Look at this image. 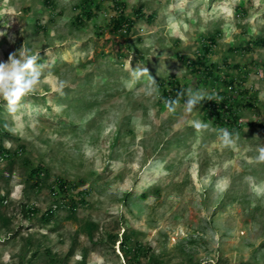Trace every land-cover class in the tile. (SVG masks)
Instances as JSON below:
<instances>
[{"label":"rangeland","instance_id":"1","mask_svg":"<svg viewBox=\"0 0 264 264\" xmlns=\"http://www.w3.org/2000/svg\"><path fill=\"white\" fill-rule=\"evenodd\" d=\"M122 1L133 28L115 33L107 0L82 20L85 0H0V61L27 48L44 65L15 111L0 99V264H264V0ZM174 78L214 94L223 122L201 103L185 113L184 96L169 113L160 83Z\"/></svg>","mask_w":264,"mask_h":264},{"label":"clouds","instance_id":"2","mask_svg":"<svg viewBox=\"0 0 264 264\" xmlns=\"http://www.w3.org/2000/svg\"><path fill=\"white\" fill-rule=\"evenodd\" d=\"M39 58V52L30 54L29 49L20 48L17 52L10 54L6 62L0 61V99L6 101L11 110L15 111L21 98L32 93L36 85L41 82V70L44 65L37 63ZM131 70L129 85L136 84L140 81L141 77L147 74L146 95L153 99H159L161 94L158 90V85L148 75L147 69L137 67L135 69L131 68ZM213 95L200 89H187L178 92L177 98L165 99L164 103L168 112L174 113L180 104L179 97L184 96L186 99L183 101V110L185 113H192L196 105L200 104L205 98L213 99ZM192 125L197 130L208 127L207 123L200 120H193ZM238 139V134L229 132L227 129L220 130V140L223 146H234ZM257 159L264 161V146L259 148Z\"/></svg>","mask_w":264,"mask_h":264},{"label":"trees","instance_id":"3","mask_svg":"<svg viewBox=\"0 0 264 264\" xmlns=\"http://www.w3.org/2000/svg\"><path fill=\"white\" fill-rule=\"evenodd\" d=\"M107 1H109L114 6V8L116 10V14L110 18V21L113 24L112 30L115 33L119 32V31L131 30L133 28L134 21H133V19L129 18L125 14L124 2L122 0H107ZM92 2H93V0H85V3L83 4V10L81 12V15H79L77 18L82 20L84 18L91 19L93 17L95 12H94L93 7H92ZM99 6L100 5L98 3H96V7H99ZM136 14H137V16L143 17L144 14H143V11L141 10V7L136 9ZM147 19L152 20V14H147ZM208 39H207V41H208L207 43H203L201 53H200L201 57L203 59H206V60H207V56L213 51V47L216 44L215 38L213 36H210ZM253 45L258 46V47L259 46L264 47V37L256 40L253 43ZM253 45H251V43H248L247 45H245L241 49H245V50L250 51ZM235 49L236 48H234L233 50H235ZM197 63L199 66V63H200L199 61H195V62L190 61L189 66L193 67ZM213 65H214V63H211L209 65V67L205 68V70H201L200 66L197 69L192 68L191 70H194V71L198 70V72H200L202 74V76L205 77V82H206V81L210 80L211 78H214V79L220 78V75H217L213 72V70H212ZM208 82H210V81H208ZM160 86L162 89V95H163L164 100L169 99V98H177V93L183 91L181 83L177 78H174L172 81H169L166 84L164 82H161ZM182 98H183V96L179 97V99H182ZM213 100H216V99H213ZM213 100H202L201 101L202 108L210 109L212 111V113L214 114V116L216 117V119L217 120L219 119L220 121L223 122L222 118L224 115L221 111H219L218 108H216V106L219 104V102L213 101ZM224 107L229 109L230 113H234L232 111L233 107H231V105H227V106L225 105ZM234 118L236 119L235 116H234ZM227 120L228 119L226 118V121ZM237 123L239 124V122H237ZM8 152L9 151L6 148H4L2 145L0 146V154H4V153H8ZM45 169L46 168L44 167V165H38L37 167H33L31 169V174L34 176L33 183H32L33 187L39 188L40 182H41L40 177H41L42 172L45 171ZM56 184H58L60 194L67 196L68 194L66 193V191L70 190L69 189L70 186L68 185V182L66 180H64L63 178L59 177L56 180ZM79 194H80V197H79L80 200L84 201L83 195L85 194V191H80ZM66 204L68 205L70 211H75L77 204H78V201H75L73 199V200L67 201ZM36 210L37 209L33 208L30 212H36ZM50 214H51V211H47L45 214L42 215V217L44 218V216H45L46 218H48V217H50ZM126 237H128V236H125V238ZM121 243H122V247L125 249V251H126V248H127V250H129L128 245H127V241H125L124 238L121 241Z\"/></svg>","mask_w":264,"mask_h":264},{"label":"built area","instance_id":"4","mask_svg":"<svg viewBox=\"0 0 264 264\" xmlns=\"http://www.w3.org/2000/svg\"><path fill=\"white\" fill-rule=\"evenodd\" d=\"M239 125H240V121H239Z\"/></svg>","mask_w":264,"mask_h":264}]
</instances>
